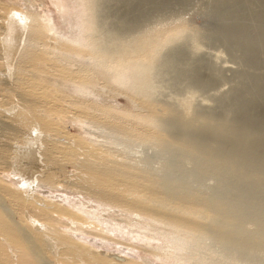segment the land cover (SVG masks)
I'll return each instance as SVG.
<instances>
[{
	"label": "bare ground",
	"instance_id": "bare-ground-1",
	"mask_svg": "<svg viewBox=\"0 0 264 264\" xmlns=\"http://www.w3.org/2000/svg\"><path fill=\"white\" fill-rule=\"evenodd\" d=\"M109 1L81 0L78 5L83 9L61 10L68 26L58 33L47 14L37 27L26 13L9 10L0 27L4 33L0 59L6 66L0 73V88L21 102L5 113L18 118L32 115L34 90L28 74L47 75L46 67L53 73L70 69L84 74L90 66H78L75 56L88 52L89 62L106 71L112 82L119 76L111 91L127 97L136 112H129L130 117L142 121L112 125L104 120L111 110L101 96L108 95L110 102L114 98L102 93L103 84L91 76L88 81L84 77V84L74 83L83 95L104 103L89 105L87 113L75 117L92 137L110 139L120 148L121 159L88 155L104 162L106 169L110 161L119 163L124 174L142 181L140 188L155 205L150 212L168 217L191 211L196 216V241L209 240L222 259L264 264V0H209L222 29L209 33L184 29L163 42L156 40L157 25L185 21L195 0H118L126 15L111 11ZM109 18L115 22L108 25ZM245 19L256 27L257 39L245 34ZM49 32L55 40L46 36ZM205 45L222 50L206 51ZM222 51L228 59H222ZM42 53L52 58L39 66L33 58ZM167 80L184 85V93L178 90L183 95L165 93ZM227 82L230 86L225 89ZM167 95L170 106L159 108ZM13 121L4 126L25 141L12 145L13 163L21 177L20 189L30 193L43 172L39 151L44 135L33 127L31 140ZM33 161L39 163L37 169ZM43 165L48 167L47 162Z\"/></svg>",
	"mask_w": 264,
	"mask_h": 264
},
{
	"label": "rangeland",
	"instance_id": "rangeland-1",
	"mask_svg": "<svg viewBox=\"0 0 264 264\" xmlns=\"http://www.w3.org/2000/svg\"><path fill=\"white\" fill-rule=\"evenodd\" d=\"M80 1L0 0V27L5 24L9 10L14 9L33 18L37 27L47 14L52 18L53 31L58 33L67 30L60 11L83 9L78 5ZM109 3L111 11L126 15V8H121L118 0H110ZM210 8L209 0H195L184 17L185 21L180 18L178 22L157 25L156 40L163 42L168 35L184 29H194L198 33L222 29V20L213 15ZM112 21L115 22L109 18L107 24ZM248 21H243L245 34L257 39L256 27ZM0 33L1 40L2 29ZM46 36L55 40L50 32ZM204 50L218 53L222 48L205 45ZM221 55L222 59L229 58L225 51ZM51 58L52 55L48 58L42 53L33 61L35 59L42 66L50 63ZM75 58L78 66L85 69L90 66L89 70L84 74L83 70L74 73L70 69L53 73L46 67L47 75L28 74V82L34 90L32 115L25 113L18 118L5 113L6 108L21 101L13 92L0 88V264H229L231 260L222 259L209 240L196 241L193 223L196 216L191 211L172 212L168 217L150 212L155 205L140 188L142 181L124 174L119 163L110 161L111 166L106 169L104 162L88 155L104 156L101 160L121 159L120 148L110 139L92 137L75 113H87L86 107L103 106L105 101L108 104L105 108L112 112L107 110L110 114L103 117L112 125L142 121L135 116L130 117L129 112H136L127 97L119 94L118 90L114 94L111 91L112 86H118L119 76H113L112 82L106 71L89 62L86 51ZM228 62L225 65L231 64ZM1 70H6V66L0 59V73ZM226 74L230 75L229 72ZM74 76H77L75 80ZM90 76L103 84L105 91L102 93H110L114 98L112 102L108 95H102L106 98L98 102L74 86L84 84ZM234 80L237 79L234 78L230 84L235 83ZM165 83L163 91L173 97L176 93L183 95L185 92L184 85L173 84L172 80ZM230 84L227 82L224 88ZM171 101L167 95L158 107L166 108ZM203 104L210 105V102L204 101ZM10 119L14 120L15 126L25 130L31 140L35 136L33 127L38 126L44 135L40 160L43 164L51 163V166L46 168L41 163L39 170L43 172L37 175L39 180L30 193L20 189L18 183L21 177L13 163L12 145H24L25 141L5 129L4 123ZM146 122L143 121V125L147 126ZM34 144L35 141H31L30 148L35 156L32 160L36 161L38 155ZM35 161L32 165L37 169L39 163ZM231 264L239 263L232 260Z\"/></svg>",
	"mask_w": 264,
	"mask_h": 264
}]
</instances>
